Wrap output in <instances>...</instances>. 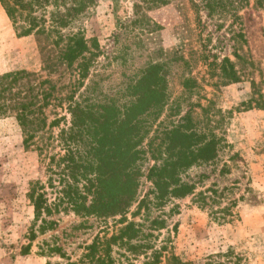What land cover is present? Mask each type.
Masks as SVG:
<instances>
[{"label":"rangeland","instance_id":"1","mask_svg":"<svg viewBox=\"0 0 264 264\" xmlns=\"http://www.w3.org/2000/svg\"><path fill=\"white\" fill-rule=\"evenodd\" d=\"M208 1L214 0H170L160 7L144 9L158 24L147 26L134 21L136 0H99L79 24L88 39H98L101 54L91 66L89 77L77 87L75 99L102 100L106 93L116 94L141 66L157 58L156 48L162 46L172 52L171 56L178 48L189 66L171 62L162 83L164 104L152 113L157 116L148 112L143 115L151 127L142 146L149 150L148 142L160 134L158 131L181 123L189 132L198 130L208 135L213 131L226 139L218 157L190 167L183 178L197 183L196 192L214 184L226 188L223 203L236 201L233 219L223 224L214 222L192 195L176 199L178 211L169 215L172 203L162 209L152 205L133 217L135 203L127 216L143 224L142 242L148 247L137 251L133 248L135 240L132 245L115 244V264L152 262L155 250H163L161 264H178L176 260L166 261L170 254L184 264H264V5L256 4L257 0L249 4L231 0L233 5L229 6L226 0L223 9L210 14ZM225 57L235 62L238 81L222 83L219 64ZM41 65L35 36L19 37L0 3V75L19 69L41 72ZM186 78L189 88L183 85ZM71 81L67 76L61 82L62 104L54 100L45 109L49 120L66 116L53 128L55 135L70 125L65 97L73 94ZM24 137L13 112L0 116V264H47L49 258L38 253L45 241L58 243L76 259L81 246L97 234L115 232L121 216L81 217L71 210L55 213L52 218L58 221L57 227L39 235L30 254H21L34 219L29 189L40 181L54 200L60 174L54 173L57 187H51L49 157L63 153L56 140L40 153L37 145L26 147ZM163 137L161 133L160 141ZM146 155L141 162L139 199L152 187L147 172L155 159L149 152ZM157 216L166 219V227L156 229L151 224ZM50 260L56 263L62 259L53 256Z\"/></svg>","mask_w":264,"mask_h":264},{"label":"trees","instance_id":"2","mask_svg":"<svg viewBox=\"0 0 264 264\" xmlns=\"http://www.w3.org/2000/svg\"><path fill=\"white\" fill-rule=\"evenodd\" d=\"M169 1L136 0L134 15L137 18L134 21L157 26L144 9L157 8ZM227 1H208L206 8L211 14L218 8L223 9L224 2L233 5L231 0ZM241 1L249 4L250 0ZM98 2L0 0L17 35L35 36L42 63L41 72L19 69L0 75V116L10 112L15 114L23 129L26 147L37 145L42 153L56 140L63 149V153L50 154L49 157L51 187H57L54 173L60 174L54 200L48 196L46 185L40 181L34 182L29 189L28 198L34 207V219L28 232V243L22 246L21 254H30L36 238L57 227L58 221L52 218L55 213L71 210L81 217L121 216L115 232L97 234L91 242L81 246L82 252L76 259L58 243L45 241L39 246L38 253L49 258L47 264H115V244L132 245L135 240L133 248L137 251L148 247L142 242L145 239L143 224L127 216L135 203L133 217L142 214L144 209L150 210L152 205L162 209L172 203L169 215L178 211L176 199L192 195L195 203L210 212L214 222L223 224L234 217L236 201H222L226 188L219 189L214 184L196 192L197 183L183 178L190 167L215 161L221 143L226 139L213 131L208 135L198 130L189 132L183 129L181 123L170 130L158 131L160 134L150 138V151L142 146L151 127L143 115L148 112L157 116L152 113L164 104L162 83L166 81L171 62L175 60L189 66V61L178 48L173 50L172 56V52L162 46L156 48L159 53L157 58L141 66L124 89H119L116 94L106 93L102 100L74 98L77 87L89 77L91 66L101 54L98 39H88L79 25ZM256 4L264 5V0H257ZM138 56H143V53ZM235 56L241 58L240 54ZM219 67L223 84L240 79L235 62L230 58L225 57ZM67 76H71V85L75 86L71 90L73 94L65 97L71 116L70 125L61 128L55 135L53 128L59 126L66 116L49 120L45 109L54 100L62 104L64 86L61 82ZM183 85L191 87L189 78L184 80ZM260 97H263L262 94ZM183 120L187 118L183 117ZM161 133L165 137L160 141ZM148 152L155 159L147 172L152 187L139 199L140 178L143 175L141 162L147 158ZM151 224L156 229H162L166 227V219L157 216ZM174 227L177 228V224ZM53 256L62 260L54 263L50 260ZM152 257V262L144 264H161L163 250H155ZM169 260L184 264L175 254L166 258L167 262Z\"/></svg>","mask_w":264,"mask_h":264},{"label":"crops","instance_id":"3","mask_svg":"<svg viewBox=\"0 0 264 264\" xmlns=\"http://www.w3.org/2000/svg\"><path fill=\"white\" fill-rule=\"evenodd\" d=\"M3 7V6H2ZM4 9V8H3Z\"/></svg>","mask_w":264,"mask_h":264}]
</instances>
